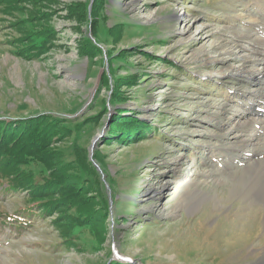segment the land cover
Masks as SVG:
<instances>
[{"label": "rangeland", "instance_id": "1", "mask_svg": "<svg viewBox=\"0 0 264 264\" xmlns=\"http://www.w3.org/2000/svg\"><path fill=\"white\" fill-rule=\"evenodd\" d=\"M37 115L64 171L0 177V264H264V0H0V120Z\"/></svg>", "mask_w": 264, "mask_h": 264}, {"label": "trees", "instance_id": "2", "mask_svg": "<svg viewBox=\"0 0 264 264\" xmlns=\"http://www.w3.org/2000/svg\"><path fill=\"white\" fill-rule=\"evenodd\" d=\"M93 8L94 6L92 7V9ZM92 11L94 14H96L95 9H93ZM93 13L92 15H94ZM85 42L90 44L89 39H86ZM54 120L55 119H52V118H50L49 120L47 119L45 120L43 116H38V115L31 119L30 118H27L24 120L15 119L14 122H12V120H9V119L0 120V177H3V176L9 177L11 175L9 172L12 169H15L16 165L24 166L34 161H38L42 165L49 167V168L60 167L61 169L60 174H63L62 171L64 170H62L61 168L62 166L57 163L56 156L53 153H50L47 151L48 145H47V140H45V138L48 139V136H51L52 131L57 130L56 127H52ZM132 125H139V123L138 124L134 123L132 119H128L127 117L121 116V113H120V117H116L113 119V122L110 126V130L107 131V134L111 136H114V134L116 135L119 134L120 136H123V137L130 133L137 135L139 132L140 134L141 130L137 132L136 131L137 126L135 127ZM78 127H79L78 125L75 126L74 130H80ZM18 136L20 137L17 138ZM5 154L6 155L9 154L8 157H9L10 162L7 161V159L5 158L6 157ZM82 168L85 171L86 176L92 177V178L95 177L97 179L95 182L96 183L100 182V180L98 179L99 174L95 166H93L92 163L87 161L86 158H85V164L82 166ZM60 174L56 178L58 182L56 183L57 185L54 187H59L61 190H64V191L67 188H69V190L71 191V193L69 194L71 195L70 204H72L77 195L79 196L80 194H83V195L85 194L83 191H79L78 193L80 194H76L78 190L77 188L80 187V180L79 182L75 184L74 186L75 191H73L69 184L67 186H64L63 185L64 183L59 181L61 179ZM95 182L90 185L92 187H97L98 189V185ZM65 183H70V182L67 180L65 181ZM10 185H7V186L9 189H12L15 184L13 182ZM85 187H86L85 189H88V186H85ZM84 199H87L86 196H83V201ZM42 208L44 209V206ZM44 210H47V209L45 208ZM25 214L28 215L29 213L26 212ZM81 218L82 217H80V219ZM16 220H17L16 223H18V220L20 219L16 218ZM100 231L102 232V229H100ZM121 263L122 262L117 261L116 264H121Z\"/></svg>", "mask_w": 264, "mask_h": 264}, {"label": "bare ground", "instance_id": "3", "mask_svg": "<svg viewBox=\"0 0 264 264\" xmlns=\"http://www.w3.org/2000/svg\"><path fill=\"white\" fill-rule=\"evenodd\" d=\"M255 125H256V123H255ZM253 131H258L257 127H254ZM258 132H260V130ZM240 135H242V134H240ZM263 145H264V143H263ZM246 147L248 148L249 146H246ZM260 154H262L261 155L262 159H259L258 161L257 160H254V161L251 160L250 162L246 163L244 167H245V171L250 172V177H249V185L250 186L248 188L252 191L255 190L256 194L260 195V197L263 199L264 198V152H260L259 156H260ZM173 166H175V165H173ZM175 168H176V166H175ZM253 170H256V171L254 173H252ZM256 175H260V176H262V178L260 176L256 177ZM240 177L243 178L242 176H240ZM197 192L202 193V194H206L204 191H197ZM197 195H198V193H197ZM206 196L208 198H210L212 203H214V204H217L219 202L216 194H214L212 196H210V195H206ZM175 205H176L175 208L173 210H171L169 212V214H173L177 208H180L181 198L177 199Z\"/></svg>", "mask_w": 264, "mask_h": 264}, {"label": "water", "instance_id": "4", "mask_svg": "<svg viewBox=\"0 0 264 264\" xmlns=\"http://www.w3.org/2000/svg\"><path fill=\"white\" fill-rule=\"evenodd\" d=\"M108 123V122H107Z\"/></svg>", "mask_w": 264, "mask_h": 264}]
</instances>
